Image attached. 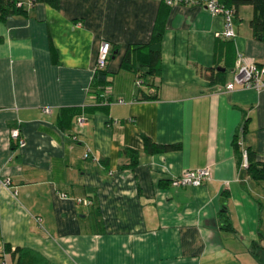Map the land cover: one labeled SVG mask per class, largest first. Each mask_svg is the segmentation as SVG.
<instances>
[{
	"label": "crops",
	"instance_id": "obj_1",
	"mask_svg": "<svg viewBox=\"0 0 264 264\" xmlns=\"http://www.w3.org/2000/svg\"><path fill=\"white\" fill-rule=\"evenodd\" d=\"M56 1H24L0 20L4 264H14V248L45 264H264V175L254 178L240 157L245 148L264 166V87L222 90L237 53L264 64L250 5L236 7L224 39L222 18L192 3ZM102 41L106 104L88 91ZM153 48L157 75L147 65ZM14 127L22 146L9 137ZM143 137L178 148L147 153ZM205 166L202 184H169Z\"/></svg>",
	"mask_w": 264,
	"mask_h": 264
},
{
	"label": "trees",
	"instance_id": "obj_2",
	"mask_svg": "<svg viewBox=\"0 0 264 264\" xmlns=\"http://www.w3.org/2000/svg\"><path fill=\"white\" fill-rule=\"evenodd\" d=\"M24 1H27L29 5H32L35 2H39V1H46L52 5H56L57 3L56 0H0V20L7 18L14 13L23 12L24 11V8H23ZM225 3L228 6L233 7L234 13L238 5L240 4L250 5L252 9V16L248 21V26L250 28L251 35L254 39L264 42V0H226ZM159 37H160V31L156 29L154 30L148 43L151 45H157L159 41ZM130 47L131 46H128L125 49L122 55V58H121V63H125L129 60L130 58L129 48ZM50 51L53 57L55 55V51L52 47H50ZM109 51H110V48H109ZM108 57H109V54H108ZM108 57H107V60H108ZM158 60H159L158 49L156 48L150 49L149 50V61L147 65L149 67L148 71L151 74H154V75L158 74V71H159ZM258 66H261V65H258ZM262 66H264V64ZM104 67L94 68L88 91L90 93H95L98 99L99 100L101 99L100 103L106 104L108 103V100H107L108 94L105 93L104 90L107 87V82H106L107 74L105 72ZM136 81H138V84L136 85L139 86L141 82L139 80H136ZM142 140H143L144 150L147 153L159 152V151L165 152V151L175 150L178 148V145L176 144H154L146 137H143ZM238 145L237 143H235V146H238ZM241 151H242V148L240 149V157H241ZM245 151H246V159H247V166L245 167V169L254 178H261L264 175V166L260 167L259 169H255L254 165L252 164L251 153H249L247 149H245ZM10 254H11V258L14 264H45V259L40 254H38L35 250H32V249L14 248L10 252ZM1 259L2 257L0 256V260Z\"/></svg>",
	"mask_w": 264,
	"mask_h": 264
},
{
	"label": "built area",
	"instance_id": "obj_3",
	"mask_svg": "<svg viewBox=\"0 0 264 264\" xmlns=\"http://www.w3.org/2000/svg\"><path fill=\"white\" fill-rule=\"evenodd\" d=\"M226 0H164L168 6L174 4L192 3L203 7L211 14L219 15L222 18L223 27L218 32V37L224 39H231L234 36L233 31V15L234 9L232 6H228L225 3ZM109 43L102 41L97 50L96 61L94 68H103L106 64V60L109 54ZM264 66H258L254 63H245L241 59L240 54H236L232 76L230 80L226 81L222 86V90L230 91L235 87L241 88H252L254 90H260L264 87ZM138 84V81L135 82ZM105 92H108V87L105 88ZM43 112H49L48 108H43ZM84 121L83 117L77 118L78 125H82ZM9 137L13 140L17 146L23 145V139L20 135L18 128L14 127L9 130ZM83 157H87V152H84ZM241 166L245 168L247 166L246 151H241ZM210 171L208 167L196 168V169H185L180 172L179 175L169 179V184L173 187L191 186L196 187L203 182L210 179ZM6 184L5 180L3 184ZM76 203L88 205L90 203L87 199L77 198ZM0 264H4V260H0Z\"/></svg>",
	"mask_w": 264,
	"mask_h": 264
}]
</instances>
